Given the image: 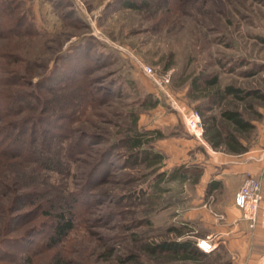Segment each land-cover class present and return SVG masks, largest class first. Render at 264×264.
I'll list each match as a JSON object with an SVG mask.
<instances>
[{"label": "rangeland", "instance_id": "374dc122", "mask_svg": "<svg viewBox=\"0 0 264 264\" xmlns=\"http://www.w3.org/2000/svg\"><path fill=\"white\" fill-rule=\"evenodd\" d=\"M144 65L172 71L169 94ZM227 86L243 92L213 101ZM192 109L231 130L222 112L240 111L255 127L243 142L264 149V0H0V264H227L226 250L147 249L203 237L183 220L212 148L188 132ZM133 131L151 133L141 149Z\"/></svg>", "mask_w": 264, "mask_h": 264}, {"label": "crops", "instance_id": "0c3cea01", "mask_svg": "<svg viewBox=\"0 0 264 264\" xmlns=\"http://www.w3.org/2000/svg\"><path fill=\"white\" fill-rule=\"evenodd\" d=\"M260 129L262 142L259 145L264 146V118ZM206 152L210 158L195 186L197 196L193 201L197 205L183 213V220L197 224L203 236L198 241L207 240L213 245V252L208 255L226 250L231 259L227 264H264V246H252L254 240L264 234V185L256 228L250 227L235 204L236 193L247 174L264 179V149L257 146L244 154H229L207 147ZM211 184V190H207ZM205 195H209L210 201L203 200Z\"/></svg>", "mask_w": 264, "mask_h": 264}, {"label": "trees", "instance_id": "16d2710c", "mask_svg": "<svg viewBox=\"0 0 264 264\" xmlns=\"http://www.w3.org/2000/svg\"><path fill=\"white\" fill-rule=\"evenodd\" d=\"M142 4L137 2H130L128 6L133 9H137L141 7ZM218 78H213L206 81L208 87H213L217 84ZM197 83V79L193 80V85ZM243 92L239 88H235L233 86H227L224 89L215 90L212 95V100L215 99H223L225 96H238L239 93ZM157 103L152 104V107H156ZM201 112V111H200ZM202 115V114H201ZM203 118V116H202ZM222 118L229 122L234 130L227 129V128H217L214 121L211 124L208 121H204L205 126V133L204 138L208 142V144L214 148L218 149L219 147H225L229 153L232 154H244L249 151V145L243 142L242 134H249L255 129L252 122L246 120L240 111L237 110H226L222 112ZM150 132H139L133 131L129 135H127L126 140L131 146V149H141L143 145L146 143V139ZM146 158L152 159L153 162L160 163L163 161V156L158 153H153L150 150L142 149L140 150ZM188 170L182 168L175 173H172L166 177V173H161L158 175L159 182H173L177 180H185ZM200 173V172H199ZM199 175V174H198ZM212 184L208 187L207 190H211L210 188ZM69 214L65 209L58 210V214L55 216V236L59 238L67 237L70 232L73 231L75 225L72 219L68 218ZM179 231V228H177ZM148 251L155 253V252H167L170 255L175 257L176 254L179 252L185 254L187 259L192 258H209L211 255H208L204 251H202L197 244L192 242L191 240H182V241H175V242H164L159 246H148ZM219 255V254H218ZM163 264H172L171 262H165Z\"/></svg>", "mask_w": 264, "mask_h": 264}, {"label": "built area", "instance_id": "2783aa9c", "mask_svg": "<svg viewBox=\"0 0 264 264\" xmlns=\"http://www.w3.org/2000/svg\"><path fill=\"white\" fill-rule=\"evenodd\" d=\"M143 70L147 76H150L160 92L169 94L168 88L172 82V71H167L159 76L152 66L144 65ZM184 117L188 132L194 139L204 143L205 126L201 112L192 109L185 113ZM239 190L235 196V204L242 210L243 218L254 229L259 223V212L263 199V179L247 174ZM198 246L205 253H210L213 249V245L207 240L199 241Z\"/></svg>", "mask_w": 264, "mask_h": 264}]
</instances>
